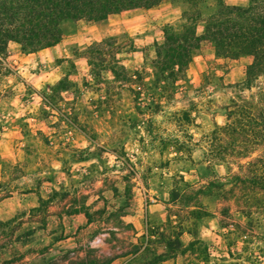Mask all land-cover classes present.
<instances>
[{"label": "rangeland", "instance_id": "374dc122", "mask_svg": "<svg viewBox=\"0 0 264 264\" xmlns=\"http://www.w3.org/2000/svg\"><path fill=\"white\" fill-rule=\"evenodd\" d=\"M222 3L251 0H163L103 20L65 19L62 39L37 51L9 42L0 65V220L11 221L0 228V264H72L89 249L127 254L111 264L143 263L168 248L148 235L154 227L180 232L185 249L157 264H264V192L247 165L264 157V136L228 126L227 109L254 98L264 75L245 84L253 56H218L210 40L181 79L157 80L153 67L166 25L199 9L203 34ZM112 36L126 72H141L147 86L94 77L88 48ZM64 79L71 87L52 97Z\"/></svg>", "mask_w": 264, "mask_h": 264}, {"label": "trees", "instance_id": "16d2710c", "mask_svg": "<svg viewBox=\"0 0 264 264\" xmlns=\"http://www.w3.org/2000/svg\"><path fill=\"white\" fill-rule=\"evenodd\" d=\"M162 1L0 0V65L10 41L18 42L23 50L28 51H37L58 43L63 36L62 22L65 19L103 20L112 13L137 7L148 8ZM187 1L193 5L198 2V0ZM186 13L185 11L184 15ZM199 16L200 10L196 9V14L188 22H182L178 26L173 24L165 26L164 41L156 44V57L153 60L157 80L174 81L185 77L194 52L204 40H210L214 43L218 56L232 58L243 55L253 56V61L248 66L245 83L252 87V83L264 75V1L251 0V3L245 6L222 3L217 12L207 20L203 34H199L197 30ZM120 48L118 39L114 36L95 42L88 48L87 57L92 65L94 77L109 84L115 80L143 81L141 72H138L136 77L126 72L125 66L118 57ZM104 70L112 73L114 77L112 81L104 78ZM164 84L168 86L166 82ZM71 85L67 79L60 80L53 89L52 97L62 90L69 89ZM143 85L147 86L146 82L143 81ZM254 96L243 102L233 101V104L228 106V118L231 121L228 126H236L240 123V127H247L253 135L260 137L264 136V87ZM247 165L249 174H253L254 187L264 192V157L256 158ZM88 217L91 218L90 214ZM10 221L0 220V228ZM147 231L148 235L155 232L161 239L160 242L168 248L160 254L155 250L153 258H146L143 263L139 260L138 264H157L170 254L176 255L185 251L181 234L177 230L174 229L171 234H168V229L165 227L164 229L148 228ZM6 234L4 230L1 237L5 238ZM140 248L141 245H136L133 252ZM125 255L127 254L100 256L97 249H89L84 258H78L72 264H111L116 258ZM130 262L131 259L124 264Z\"/></svg>", "mask_w": 264, "mask_h": 264}, {"label": "built area", "instance_id": "2783aa9c", "mask_svg": "<svg viewBox=\"0 0 264 264\" xmlns=\"http://www.w3.org/2000/svg\"><path fill=\"white\" fill-rule=\"evenodd\" d=\"M99 240H102V238H100Z\"/></svg>", "mask_w": 264, "mask_h": 264}]
</instances>
